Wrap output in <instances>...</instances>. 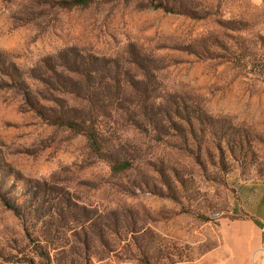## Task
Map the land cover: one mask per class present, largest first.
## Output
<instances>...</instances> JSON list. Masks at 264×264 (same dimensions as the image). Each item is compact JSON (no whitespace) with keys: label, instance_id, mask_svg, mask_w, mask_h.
<instances>
[{"label":"rangeland","instance_id":"1","mask_svg":"<svg viewBox=\"0 0 264 264\" xmlns=\"http://www.w3.org/2000/svg\"><path fill=\"white\" fill-rule=\"evenodd\" d=\"M65 1L0 0V264H41L37 243L53 264H264V0ZM84 54L184 103L160 139L119 125L120 174L36 111L79 105L51 67Z\"/></svg>","mask_w":264,"mask_h":264},{"label":"trees","instance_id":"2","mask_svg":"<svg viewBox=\"0 0 264 264\" xmlns=\"http://www.w3.org/2000/svg\"><path fill=\"white\" fill-rule=\"evenodd\" d=\"M155 1L150 0V6L175 12L162 1ZM93 2L94 0H66L64 4L67 7H87ZM0 55L4 56L0 64L1 73L13 78L10 69L13 66L16 70V65L8 60L3 52L0 51ZM79 57L81 66L67 70L73 75L52 70L51 67V88L70 94V99L77 101L79 105H70L66 100H54L58 108L48 106L47 113L35 107L36 111L47 119L49 124L65 127L74 134L83 135L91 152L99 160L107 162L113 173H123L132 168L134 160L139 156L130 155L119 139H116L117 143L113 142L112 137L119 125L129 122L140 130L151 129L156 134L159 133L154 138L160 139L162 132L166 136L170 134L168 126L172 124L173 116L178 115L181 108H185L182 106L184 103L175 96L153 95L147 83L154 75L150 76L151 72L136 59L130 58L126 61L130 66H138L137 72L133 73L119 58L95 57L99 62L96 64L91 60L92 57L86 54ZM7 206L16 214L19 213L18 207L11 202L7 203ZM37 244L36 251L42 260L41 264H53L44 245ZM29 264L38 263L31 259Z\"/></svg>","mask_w":264,"mask_h":264},{"label":"bare ground","instance_id":"3","mask_svg":"<svg viewBox=\"0 0 264 264\" xmlns=\"http://www.w3.org/2000/svg\"><path fill=\"white\" fill-rule=\"evenodd\" d=\"M264 250V249H263Z\"/></svg>","mask_w":264,"mask_h":264}]
</instances>
